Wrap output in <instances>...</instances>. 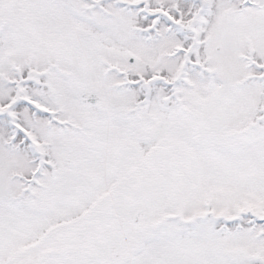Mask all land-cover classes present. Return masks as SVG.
I'll return each instance as SVG.
<instances>
[{"label":"snow or ice","instance_id":"snow-or-ice-1","mask_svg":"<svg viewBox=\"0 0 264 264\" xmlns=\"http://www.w3.org/2000/svg\"><path fill=\"white\" fill-rule=\"evenodd\" d=\"M0 264H264V0H0Z\"/></svg>","mask_w":264,"mask_h":264}]
</instances>
